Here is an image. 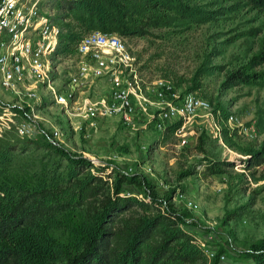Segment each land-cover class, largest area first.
I'll list each match as a JSON object with an SVG mask.
<instances>
[{
    "label": "rangeland",
    "instance_id": "1",
    "mask_svg": "<svg viewBox=\"0 0 264 264\" xmlns=\"http://www.w3.org/2000/svg\"><path fill=\"white\" fill-rule=\"evenodd\" d=\"M33 1L21 0L26 5ZM52 1H40L38 6L54 19L61 12ZM192 3L216 10L215 19L196 24L176 20L150 29L149 35L124 40L145 79H168L175 93L191 92L205 99L208 110L198 111L172 133L139 123L126 125L117 117L86 128L77 119L72 123L61 116L52 102L41 104L36 96L29 103L38 115L33 125L39 132L21 136L17 127L27 120L23 111L28 107L0 87V147H10L8 173L15 178L57 164L59 147L93 165H107L103 174L112 169L139 173L155 185L160 197L169 195L175 210L186 217L184 227L201 239L207 263H251L244 252L264 243V164L249 169L244 164L250 154L264 148V86L222 84L235 70L264 71V64L252 61L264 48V9L244 0ZM203 67L208 72H202ZM53 126L62 131L56 145L43 135ZM211 161L230 166L224 173L207 175L204 167ZM121 193L140 195L126 183Z\"/></svg>",
    "mask_w": 264,
    "mask_h": 264
},
{
    "label": "trees",
    "instance_id": "2",
    "mask_svg": "<svg viewBox=\"0 0 264 264\" xmlns=\"http://www.w3.org/2000/svg\"><path fill=\"white\" fill-rule=\"evenodd\" d=\"M244 1L264 9V0ZM52 5L61 12L54 17L61 55L73 53L80 37L92 30L122 38L146 36L176 20H213L217 12L192 0H53ZM252 61L264 64V48ZM240 83L264 86V71L235 70L222 85ZM9 148L0 147V264H215L203 257L201 239L185 229L186 217L169 195L160 197L139 173L112 169L103 174L107 165H93L59 147L57 164L15 178L8 173ZM262 164L264 148L250 154L244 168ZM225 166L230 164L211 161L204 172L224 173ZM123 183L140 195H123ZM244 257L252 260L246 264H264V243Z\"/></svg>",
    "mask_w": 264,
    "mask_h": 264
},
{
    "label": "built area",
    "instance_id": "3",
    "mask_svg": "<svg viewBox=\"0 0 264 264\" xmlns=\"http://www.w3.org/2000/svg\"><path fill=\"white\" fill-rule=\"evenodd\" d=\"M40 1L44 0L26 5L0 0V87L28 107L23 111L27 120L17 127L19 135L39 132L33 125L38 115L29 103L36 96L86 128L117 117L126 125L139 123L163 133L167 126L209 109V103L194 93H175L168 79H145L136 55L115 33H84L73 53L61 55L59 27L52 15L40 10ZM43 135L56 145L62 131L53 126Z\"/></svg>",
    "mask_w": 264,
    "mask_h": 264
}]
</instances>
